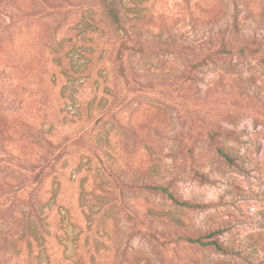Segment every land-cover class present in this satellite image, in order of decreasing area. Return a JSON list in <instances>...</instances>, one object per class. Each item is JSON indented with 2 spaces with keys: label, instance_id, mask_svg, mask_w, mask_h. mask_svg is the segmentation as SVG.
I'll return each mask as SVG.
<instances>
[{
  "label": "rangeland",
  "instance_id": "1",
  "mask_svg": "<svg viewBox=\"0 0 264 264\" xmlns=\"http://www.w3.org/2000/svg\"><path fill=\"white\" fill-rule=\"evenodd\" d=\"M107 1L0 0V264H264V0Z\"/></svg>",
  "mask_w": 264,
  "mask_h": 264
},
{
  "label": "trees",
  "instance_id": "2",
  "mask_svg": "<svg viewBox=\"0 0 264 264\" xmlns=\"http://www.w3.org/2000/svg\"><path fill=\"white\" fill-rule=\"evenodd\" d=\"M115 0H108L107 1V11L108 14L110 16L111 22L114 26V28L118 31V33H120L121 35V44H120V48L119 51L117 53L118 59L119 60H124L125 55H127L128 52H141V49L136 48L134 45H132L130 43V38H129V34L127 32V30L123 27L121 19L118 15V13L115 10ZM240 53L243 52V49L239 50ZM232 54V49L227 47L225 44L222 45V47L220 49H218L217 51H215L214 53L208 54L206 55L204 58H202L201 60L197 61L194 65L196 66H200L204 63H207L209 59H211V57L213 56H219V55H231ZM127 77V76H126ZM217 153L218 155L224 159L225 161H227L230 164H233V160L232 158L221 148L217 149ZM197 176H199L200 180L202 181H206V178L200 174H197ZM145 188L153 190V191H159L162 192L163 194H165L169 200H171L172 203H174L177 206L183 207V208H188V209H203L205 207H208V205L204 204V205H198V204H193L190 202H186V201H179L177 200L173 194L168 190L167 187H163V186H146ZM220 231H214L212 233L209 234V236H214L216 234H219ZM186 240L189 243L192 244H199L201 246H212L215 250L219 251V252H224V253H230L229 250L225 249L218 241L216 240H211V241H203L202 237H198V238H191V237H186Z\"/></svg>",
  "mask_w": 264,
  "mask_h": 264
}]
</instances>
